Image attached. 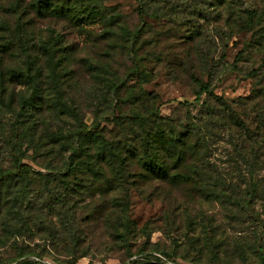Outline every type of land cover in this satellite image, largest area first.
<instances>
[{
  "label": "rangeland",
  "instance_id": "374dc122",
  "mask_svg": "<svg viewBox=\"0 0 264 264\" xmlns=\"http://www.w3.org/2000/svg\"><path fill=\"white\" fill-rule=\"evenodd\" d=\"M85 127L103 140L77 158ZM186 134L188 184L153 179L152 137ZM15 164L0 264H264V0H0V170Z\"/></svg>",
  "mask_w": 264,
  "mask_h": 264
},
{
  "label": "trees",
  "instance_id": "16d2710c",
  "mask_svg": "<svg viewBox=\"0 0 264 264\" xmlns=\"http://www.w3.org/2000/svg\"><path fill=\"white\" fill-rule=\"evenodd\" d=\"M203 94H212L209 87L205 84L199 86L197 92H195V100L199 101ZM132 121L137 123L138 125H144L148 118L134 116L132 117ZM77 143L75 144V148H73L74 155L77 158H81L83 156L84 144L82 143L84 140H103L101 138L99 127H93L87 129L86 127L77 132ZM162 142V144L160 143ZM107 153L111 154V148H108ZM197 149L191 144L187 139V134L185 136H173V135H161L160 140L154 141L152 137V143L148 146L147 157H157V161L150 159L147 163L148 173L151 175L153 179L159 180L161 182L179 185V184H188V181L191 179L189 176L192 172L196 171L194 163L197 161ZM79 168L77 166L70 165L68 170H72L75 172ZM29 167L24 164H15L14 170H0V186L3 183H9L14 180H27L29 178ZM42 176L40 173H34V177ZM46 200V199H43ZM42 200V201H43ZM61 201V200H58ZM45 202V201H44ZM50 202V201H48ZM45 204V208H48L49 204ZM63 202L56 203L54 202L51 209L57 208L58 206L64 205ZM23 204V201L19 203ZM36 201L34 200V206L31 209H35ZM63 207V206H62ZM44 209V206H43ZM38 211V210H36ZM64 229L69 231V233L74 234L73 224L71 221L66 222L64 225ZM260 252L262 251L261 247H258ZM261 260L264 261V253L260 254ZM20 264H48L44 261L42 257H32L22 259Z\"/></svg>",
  "mask_w": 264,
  "mask_h": 264
}]
</instances>
